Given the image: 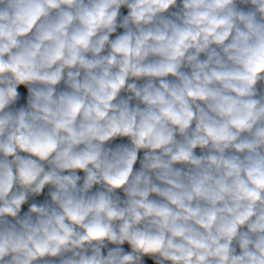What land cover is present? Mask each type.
I'll use <instances>...</instances> for the list:
<instances>
[{"label": "clouds", "instance_id": "1", "mask_svg": "<svg viewBox=\"0 0 264 264\" xmlns=\"http://www.w3.org/2000/svg\"><path fill=\"white\" fill-rule=\"evenodd\" d=\"M0 264H264V0H0Z\"/></svg>", "mask_w": 264, "mask_h": 264}]
</instances>
